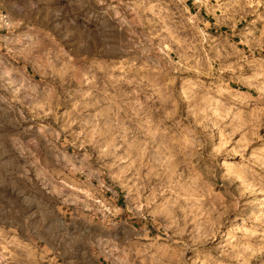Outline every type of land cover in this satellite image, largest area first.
Masks as SVG:
<instances>
[{
    "label": "rangeland",
    "instance_id": "1",
    "mask_svg": "<svg viewBox=\"0 0 264 264\" xmlns=\"http://www.w3.org/2000/svg\"><path fill=\"white\" fill-rule=\"evenodd\" d=\"M0 264H264V0H0Z\"/></svg>",
    "mask_w": 264,
    "mask_h": 264
}]
</instances>
